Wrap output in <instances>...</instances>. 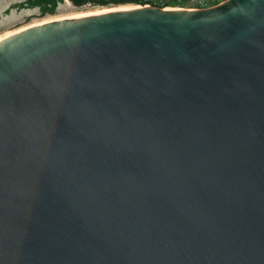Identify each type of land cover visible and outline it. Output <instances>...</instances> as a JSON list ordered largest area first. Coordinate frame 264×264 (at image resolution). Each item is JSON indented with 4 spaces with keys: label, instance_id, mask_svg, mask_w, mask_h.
I'll use <instances>...</instances> for the list:
<instances>
[{
    "label": "water",
    "instance_id": "1",
    "mask_svg": "<svg viewBox=\"0 0 264 264\" xmlns=\"http://www.w3.org/2000/svg\"><path fill=\"white\" fill-rule=\"evenodd\" d=\"M0 264H264V0L1 38Z\"/></svg>",
    "mask_w": 264,
    "mask_h": 264
},
{
    "label": "rangeland",
    "instance_id": "2",
    "mask_svg": "<svg viewBox=\"0 0 264 264\" xmlns=\"http://www.w3.org/2000/svg\"><path fill=\"white\" fill-rule=\"evenodd\" d=\"M127 4L134 5L135 3H111L108 5L87 3L83 6H76L71 0H58L56 6L47 8L48 6L45 4H37L31 0H0V34H6L22 26H31L44 20L49 21L79 12H91Z\"/></svg>",
    "mask_w": 264,
    "mask_h": 264
},
{
    "label": "built area",
    "instance_id": "3",
    "mask_svg": "<svg viewBox=\"0 0 264 264\" xmlns=\"http://www.w3.org/2000/svg\"><path fill=\"white\" fill-rule=\"evenodd\" d=\"M223 1L224 0H187L183 3L182 0H175L174 2H172V0H142V2H139L138 4L141 5V7L153 6L165 9H201V6L205 3H211L215 6Z\"/></svg>",
    "mask_w": 264,
    "mask_h": 264
},
{
    "label": "trees",
    "instance_id": "4",
    "mask_svg": "<svg viewBox=\"0 0 264 264\" xmlns=\"http://www.w3.org/2000/svg\"><path fill=\"white\" fill-rule=\"evenodd\" d=\"M37 4H45L48 6L47 8H52L57 5L58 0H31ZM72 3L76 6H83L87 3H91L94 5H108L111 3H139L142 0H71Z\"/></svg>",
    "mask_w": 264,
    "mask_h": 264
},
{
    "label": "bare ground",
    "instance_id": "5",
    "mask_svg": "<svg viewBox=\"0 0 264 264\" xmlns=\"http://www.w3.org/2000/svg\"><path fill=\"white\" fill-rule=\"evenodd\" d=\"M130 4V3H129ZM133 7H141V5L139 4H134V5H123V6H116V7H111V8H106V9H101V10H96V11H91V12H79L70 16H65V17H59L57 19H53V20H47V21H41L38 23H35L33 25H39V24H43V23H47V22H51V21H56V20H63V19H71V18H77V17H81V16H86V15H90V14H94V13H99V12H108V11H115V10H119V9H123V8H133ZM143 7V6H142ZM32 26V25H31ZM15 31V30H14ZM11 32H7L6 34H0V39L5 37L6 35L12 33Z\"/></svg>",
    "mask_w": 264,
    "mask_h": 264
},
{
    "label": "crops",
    "instance_id": "6",
    "mask_svg": "<svg viewBox=\"0 0 264 264\" xmlns=\"http://www.w3.org/2000/svg\"><path fill=\"white\" fill-rule=\"evenodd\" d=\"M175 0H172V2H174ZM187 0H182L183 3H185ZM207 2V1H206ZM213 6V4L211 3H205L203 4V6H201V8H208V7H211ZM180 7H185V6H180Z\"/></svg>",
    "mask_w": 264,
    "mask_h": 264
}]
</instances>
